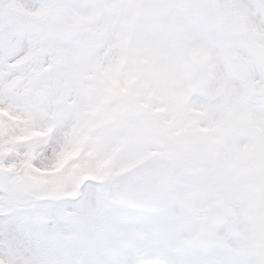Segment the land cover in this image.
<instances>
[{
  "label": "snow or ice",
  "instance_id": "obj_1",
  "mask_svg": "<svg viewBox=\"0 0 264 264\" xmlns=\"http://www.w3.org/2000/svg\"><path fill=\"white\" fill-rule=\"evenodd\" d=\"M0 264H264V0H0Z\"/></svg>",
  "mask_w": 264,
  "mask_h": 264
}]
</instances>
